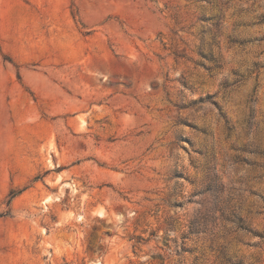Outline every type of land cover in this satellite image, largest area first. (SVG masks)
Returning <instances> with one entry per match:
<instances>
[{
    "label": "rangeland",
    "instance_id": "rangeland-1",
    "mask_svg": "<svg viewBox=\"0 0 264 264\" xmlns=\"http://www.w3.org/2000/svg\"><path fill=\"white\" fill-rule=\"evenodd\" d=\"M264 0H0V264H264Z\"/></svg>",
    "mask_w": 264,
    "mask_h": 264
},
{
    "label": "trees",
    "instance_id": "trees-1",
    "mask_svg": "<svg viewBox=\"0 0 264 264\" xmlns=\"http://www.w3.org/2000/svg\"><path fill=\"white\" fill-rule=\"evenodd\" d=\"M262 237L264 238V235Z\"/></svg>",
    "mask_w": 264,
    "mask_h": 264
}]
</instances>
